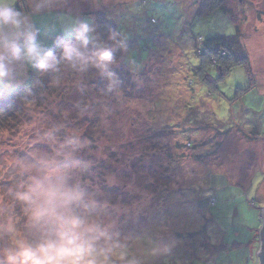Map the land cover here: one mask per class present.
Returning a JSON list of instances; mask_svg holds the SVG:
<instances>
[{
    "label": "rangeland",
    "instance_id": "1",
    "mask_svg": "<svg viewBox=\"0 0 264 264\" xmlns=\"http://www.w3.org/2000/svg\"><path fill=\"white\" fill-rule=\"evenodd\" d=\"M223 2L228 10L201 15L200 0L39 6L58 63L38 67L31 87L0 108V226L11 220L31 235L16 197L50 167L83 193L78 209L106 233L104 243L126 251L116 264H258L264 0ZM96 11L117 36L98 34ZM81 22L93 38L81 50L111 47L112 63L61 59ZM237 28L254 85L243 64L222 76L201 62L206 39ZM7 239L0 231V248Z\"/></svg>",
    "mask_w": 264,
    "mask_h": 264
},
{
    "label": "clouds",
    "instance_id": "2",
    "mask_svg": "<svg viewBox=\"0 0 264 264\" xmlns=\"http://www.w3.org/2000/svg\"><path fill=\"white\" fill-rule=\"evenodd\" d=\"M26 22L14 0H0V29L10 26L16 30L0 42V77L9 75L10 62L15 60L25 59L40 69L58 63L56 55L37 40L36 31H20ZM90 32L87 23H79L74 41L63 45L61 59L73 66L93 58L105 65L112 63L111 47L95 48L91 54L81 50L93 42ZM55 173L50 167L42 169L27 189L17 194L31 235L19 233L11 220L0 226L8 237L7 246L0 248V264H116L123 259L126 251L119 244H105L106 233L78 209L83 193L56 178Z\"/></svg>",
    "mask_w": 264,
    "mask_h": 264
},
{
    "label": "trees",
    "instance_id": "3",
    "mask_svg": "<svg viewBox=\"0 0 264 264\" xmlns=\"http://www.w3.org/2000/svg\"><path fill=\"white\" fill-rule=\"evenodd\" d=\"M224 0H200V4L198 6L197 15L208 14L213 12L214 10L220 8L224 11L228 10L225 7L223 2ZM25 3L15 5L16 9L21 11L22 5ZM94 14V19L97 22V31L98 34L103 38L106 34H113L117 36V31L115 28V24L109 20L103 11L91 12ZM98 16V17H97ZM114 37V36H112ZM111 37V39H112ZM106 38V37H105ZM203 68L206 65H213L220 75H224L226 72L230 70L232 66L243 64L245 66L246 72L252 85H254L253 72L251 70V66L249 63V58L246 52L245 47L241 41V32L236 29V32L233 35L221 36V37H213L208 38L203 42V52H202V61ZM36 69V70H35ZM38 71V66H34L32 70H30L29 78L27 81L19 86L12 87L6 86L4 81H0V108L5 102L8 100V97H11V93H18L21 89L31 87L33 81L35 79L36 73ZM255 236L258 237L257 234Z\"/></svg>",
    "mask_w": 264,
    "mask_h": 264
},
{
    "label": "crops",
    "instance_id": "4",
    "mask_svg": "<svg viewBox=\"0 0 264 264\" xmlns=\"http://www.w3.org/2000/svg\"><path fill=\"white\" fill-rule=\"evenodd\" d=\"M52 1L53 0H14V6L25 3L24 5H22L21 12L27 18V22L25 25L22 26L20 31L21 32L36 31L37 40L44 46H45L44 43H47V46L51 44V43L50 44L48 43L49 41L48 39L52 37L54 38L55 33L48 32L46 29H44L43 24L37 23L35 14L36 12L44 14L46 12V9H43L42 7H39V6H42L43 4L47 5L48 3ZM35 8L37 9L34 11ZM43 30H46V32H44ZM15 31L16 30L12 29L10 26L0 29V42H2L6 38H11L13 34L15 33ZM43 39H45L44 42H43ZM34 66L35 64H30L25 59L11 61L10 62L11 71L9 75L5 77H0V81H4L6 86L16 87V86L22 85L29 78L30 70H32Z\"/></svg>",
    "mask_w": 264,
    "mask_h": 264
},
{
    "label": "water",
    "instance_id": "5",
    "mask_svg": "<svg viewBox=\"0 0 264 264\" xmlns=\"http://www.w3.org/2000/svg\"><path fill=\"white\" fill-rule=\"evenodd\" d=\"M259 237H260L261 243H260V248L257 251L258 264H264V207H263L262 223L259 229Z\"/></svg>",
    "mask_w": 264,
    "mask_h": 264
}]
</instances>
